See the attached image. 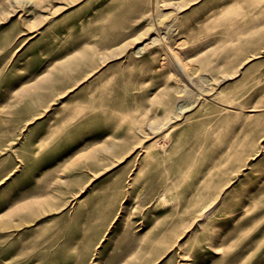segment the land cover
Listing matches in <instances>:
<instances>
[{
    "label": "rangeland",
    "instance_id": "obj_1",
    "mask_svg": "<svg viewBox=\"0 0 264 264\" xmlns=\"http://www.w3.org/2000/svg\"><path fill=\"white\" fill-rule=\"evenodd\" d=\"M16 3L0 264H264V0Z\"/></svg>",
    "mask_w": 264,
    "mask_h": 264
},
{
    "label": "bare ground",
    "instance_id": "obj_2",
    "mask_svg": "<svg viewBox=\"0 0 264 264\" xmlns=\"http://www.w3.org/2000/svg\"><path fill=\"white\" fill-rule=\"evenodd\" d=\"M12 1H13V0H12ZM14 2H15V5H16V4H17L16 2H18V0H14ZM10 7H11V6H10ZM115 44H116V43H115ZM169 52H170V50H169ZM173 52H174V51H173ZM174 53H175V52H174ZM170 55H171V53H170ZM174 57L176 58L175 61H174L173 59H172L173 61H172V60H171V61H172V65H173L175 71H177V72H181V71H182V72H183V71L185 70V68H184V65H183L181 59L178 57V54L175 55ZM192 73H194V71H193ZM186 75H187V76L189 75L188 77H190V74H186ZM192 80H193V79H192ZM197 80H198V79H197ZM190 82L193 83L194 81H190ZM202 82L205 83L206 81H202ZM178 93H179V92H178ZM45 94H46V93H45ZM45 94H43V96H44ZM32 98H33V97H32ZM43 98H44V97H43ZM33 99H35V98H33ZM33 99H32V100H33ZM44 99H46V98H44ZM29 100H30V99H29ZM32 103H33V102H32ZM27 104H28L27 107H29V108L31 109V106L29 105L28 102H27ZM25 106H26V104H25ZM189 106H190V105H189ZM186 107H187V106H186ZM29 108H28V110H30ZM179 108H180V107H179ZM17 111H18V110H17ZM33 112H34V110H32V113H33ZM180 112H181V111H180ZM30 113H31V112H30ZM26 114H28V111H27ZM170 114H171V110L167 111V114L165 115V118H164V119L167 121V123H169V122H170L169 120L172 119V117H171ZM22 115H23V114H22ZM19 116H20V115H19ZM19 116H18V117H19ZM30 116H31V114H30ZM18 117H17V118H18ZM21 117H22V116H21ZM25 117H26V116H25ZM11 118H12V117H11ZM15 118H16V117H15ZM30 118H31V117H30ZM28 120H29V119H28ZM7 121H9V120H7ZM9 122H10V121H9ZM3 123H4V122H3ZM167 123H165V124H167ZM0 124H1V123H0ZM6 124H7V123H6ZM165 124H164V125H165ZM133 125H134V124H133ZM167 125H168V124H167ZM1 126H2V124H1ZM7 126H8V125H7ZM162 126H163V125H162ZM138 128H139V127H138ZM149 129H150V128H149ZM152 131H153V130H152ZM150 133H151V132H150ZM154 133H155V132H154ZM153 143H154V142H153ZM153 143H151V145L147 148V150H146V154L149 153V151H150L151 148H154V147H153V145H154ZM155 143H156V142H155ZM155 148H156V147H155ZM155 148H154V149H155ZM210 173H211V172H210ZM209 188H210V186H209ZM207 190H208V189H207ZM208 191H209V190H208ZM213 197H214V196H213ZM211 198H212V197H211ZM209 200H210V199H209ZM211 200H214V199L212 198ZM214 202H215V201H214ZM214 204H215V203H214ZM196 205H197V204H196ZM194 206H195V205H194ZM211 206H212V205H210V207H211ZM213 206H214V205H213ZM208 208H209V206H208ZM208 208H207V209H208ZM209 209H211V208H209ZM209 209H208V210H209ZM213 209H214V208H213ZM204 210H205V209H204ZM208 210H207V211H208ZM215 211H216V210H215ZM208 212H209V211H208ZM209 213H210V212H209ZM209 213H208V214H209ZM197 214H199V213H197ZM200 214H201V213H200ZM203 216H204V215H203ZM206 216H207V215H206ZM179 219H180V218H179ZM209 219H210V218H209ZM173 221H174V220H173ZM190 221H191V220H190ZM178 223H179V222H178ZM194 223H195V222H194ZM213 223H214V222H213ZM171 224H173V222H172ZM178 228H179V225H178ZM171 232H172V231H170V233H171ZM155 238H156V237H155ZM157 238H158V237H157ZM189 251H190V250H189Z\"/></svg>",
    "mask_w": 264,
    "mask_h": 264
}]
</instances>
